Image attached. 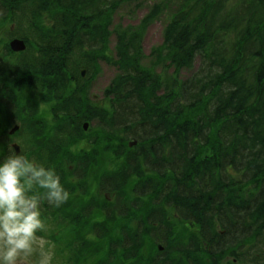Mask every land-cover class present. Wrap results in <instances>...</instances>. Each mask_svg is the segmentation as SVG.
Masks as SVG:
<instances>
[{
    "label": "trees",
    "instance_id": "trees-1",
    "mask_svg": "<svg viewBox=\"0 0 264 264\" xmlns=\"http://www.w3.org/2000/svg\"><path fill=\"white\" fill-rule=\"evenodd\" d=\"M135 1L0 0V18L15 26L0 45V106L20 122L30 161L77 195L41 206L59 257L221 264L229 254L230 264H264V0H181L150 57L143 35L162 6L140 27L113 20ZM14 37L25 52L11 50ZM103 61L117 73L97 104L90 80ZM83 140L88 148L74 151ZM9 142L0 140L12 154ZM103 157L116 164L98 170L92 192Z\"/></svg>",
    "mask_w": 264,
    "mask_h": 264
},
{
    "label": "clouds",
    "instance_id": "clouds-1",
    "mask_svg": "<svg viewBox=\"0 0 264 264\" xmlns=\"http://www.w3.org/2000/svg\"><path fill=\"white\" fill-rule=\"evenodd\" d=\"M69 195L54 169L19 153L0 160V264H52V245L38 235L48 230L41 206L58 207Z\"/></svg>",
    "mask_w": 264,
    "mask_h": 264
},
{
    "label": "rangeland",
    "instance_id": "rangeland-1",
    "mask_svg": "<svg viewBox=\"0 0 264 264\" xmlns=\"http://www.w3.org/2000/svg\"><path fill=\"white\" fill-rule=\"evenodd\" d=\"M155 4L162 6L163 12L158 18H155L151 22V24L147 27L143 35V42H142L143 52L148 57L151 56V52L153 48L161 46L163 44L164 32H165L166 26L172 20L173 14L179 9L178 5L182 4L181 0H139L137 2L136 1L133 2V4H127V5L122 6L119 9V11H117L113 16V20L114 22H116L117 27H118V24H122L125 27L127 26L140 27L142 18H144L145 16H147V14L150 13L153 5ZM11 26H12V23L10 22L9 19L3 22L2 19L0 18V39H1L0 44H2V39H6V32L10 29ZM114 45H115V38L113 39L112 37L111 43H109V46H108V54H111V55L114 54V51H113ZM174 69H175L174 67H169L166 70L178 76V74L175 73ZM116 73H117V68L114 65H112L109 62L103 61L100 64V69L96 77L94 78L93 76L91 78L90 80L91 96H94V95L96 96L93 98V100H95L97 104L101 102H106V99L104 97V90L106 86L110 83L112 78L115 76ZM162 73L164 74L165 70H163ZM189 73H190V70L183 69L181 70L179 76L183 78ZM29 93L30 92H25L22 95L27 96L29 95ZM36 96H39L35 98L37 101L43 102L41 100L40 95H36ZM42 107L44 108L43 105ZM0 122H1L0 139H5L11 128H9V126L5 123L2 115H0ZM128 145L131 147L133 146L130 144V141ZM210 151H211L210 148H205L204 153L210 152ZM10 154L11 152H8L7 156ZM24 155L27 156V153L25 152ZM115 164H116V161L115 162L105 161L103 157L99 164L93 166V168L91 169L89 173V177H88V183H89L88 188L91 189L92 192L96 189L95 178L97 176L98 170L104 167L113 168ZM250 187H251L250 185L244 186L246 190H248ZM70 196L71 198L77 197L76 193H72ZM41 213H42L41 218L46 222L47 218L43 216L44 213L42 211ZM172 217L176 220L175 215H172ZM178 227L179 229H177V235H176L177 239H180V237L183 235H188L187 232L183 230L184 226L178 223ZM38 235L44 236L52 245V251L54 252V258H53L52 264H69V262L66 261L64 254H63V257L61 256L59 257L58 248L60 244H57L55 240L48 238V235L49 236L51 235L49 233V230H47L45 233H42V234L38 233ZM91 239H94V236ZM156 246H158L157 243H156ZM199 255L202 256L203 254L201 253ZM90 262L91 264H94V256L91 258ZM230 263H232L231 257H229L227 261V264H230Z\"/></svg>",
    "mask_w": 264,
    "mask_h": 264
},
{
    "label": "water",
    "instance_id": "water-1",
    "mask_svg": "<svg viewBox=\"0 0 264 264\" xmlns=\"http://www.w3.org/2000/svg\"><path fill=\"white\" fill-rule=\"evenodd\" d=\"M11 48L16 51V52H21L26 49V43L23 39L20 38H15L14 40L11 41L10 43ZM87 123H85V127H87ZM17 127L13 128L12 133L15 132ZM17 150H19V146L17 144L14 145Z\"/></svg>",
    "mask_w": 264,
    "mask_h": 264
},
{
    "label": "flooded vegetation",
    "instance_id": "flooded-vegetation-1",
    "mask_svg": "<svg viewBox=\"0 0 264 264\" xmlns=\"http://www.w3.org/2000/svg\"><path fill=\"white\" fill-rule=\"evenodd\" d=\"M190 235H192V234H190ZM200 253V252H199ZM229 257H231L232 258V263H234V262H236L237 261V259L236 258H234V257H232L231 255H225V256H222L221 257V264H227V261H228V258ZM206 260H211V258H206Z\"/></svg>",
    "mask_w": 264,
    "mask_h": 264
}]
</instances>
